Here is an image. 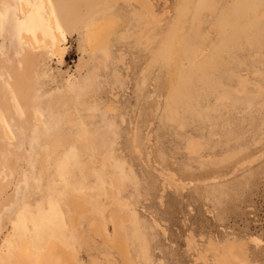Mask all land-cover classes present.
<instances>
[{"label": "rangeland", "instance_id": "374dc122", "mask_svg": "<svg viewBox=\"0 0 264 264\" xmlns=\"http://www.w3.org/2000/svg\"><path fill=\"white\" fill-rule=\"evenodd\" d=\"M48 2L62 58L51 53L55 32L43 0H0V264H19L22 249L41 253L49 244L59 264H264V123L249 126L248 157L232 163L227 187L216 196L209 182L182 179L185 157L173 134L227 122L239 136L247 113L264 116V0H205L197 13L199 0H150L151 36L159 44L141 85L161 66L154 84L163 91L90 94L78 124L62 126L53 124L54 111L48 117L55 97L44 91L61 84L57 72L72 67L77 46L67 42ZM7 9L12 18H3ZM90 24L98 30L89 39ZM113 29L110 17L86 26L90 53H107ZM19 63L41 70L34 110L33 98L20 92L31 81L19 74ZM68 87L75 98L83 95L75 83ZM53 127L70 141L41 135ZM159 127L169 145L162 166L149 156L157 151ZM200 146L188 140L186 149ZM56 247L69 256L57 255Z\"/></svg>", "mask_w": 264, "mask_h": 264}, {"label": "crops", "instance_id": "0c3cea01", "mask_svg": "<svg viewBox=\"0 0 264 264\" xmlns=\"http://www.w3.org/2000/svg\"><path fill=\"white\" fill-rule=\"evenodd\" d=\"M58 1L53 0L57 18L63 28L68 30L67 42L73 39L77 47L75 62L72 67L64 69L63 64V67L57 72L59 73L57 77L62 78L61 84L51 86L44 91H49L48 96L53 94V97H55L54 103L48 105V117H50L51 111L55 113L54 125L62 126L71 123L75 124V122L77 125L78 122L74 119H77L81 106L86 104L84 100L89 101L92 99L90 94L111 92H139L145 94L155 88L163 91V84H154V78L155 76L158 77V70L161 66H156L145 85H141L144 67L155 46L159 44V39L152 38L151 36L149 12L141 5L142 0H61V5ZM146 1L149 2L150 0ZM41 9L45 15L44 8ZM10 12L7 9L3 18H6ZM9 17L10 15L7 18L9 19ZM102 17H110L114 22V29L105 42L107 53L98 51L92 54L89 51V46L86 41L85 28L91 21L98 20ZM3 23H5L3 24L5 28H12V25H14V23H10L7 20H4ZM37 53L35 52L33 55H41L42 52ZM21 56L19 54V62ZM51 59L53 58H49L48 60L50 61ZM43 65L41 68H43ZM19 74L24 75V79L31 81V88L28 89L25 87L26 82L23 81L20 92L22 95L27 94L28 98H33V106L31 109L34 110L37 107L35 104L37 103L35 94L41 89L39 83V78L42 75L41 70L37 71L36 66L33 69L25 70L23 64L19 63ZM69 82L75 83V86L80 89L83 94L80 98L73 96V92L68 87ZM101 99L103 100V98ZM249 113L246 115V120L239 123V136L236 135L231 127L232 124L227 122H218L211 128L203 127L198 132L195 130L180 132L178 130L179 132L173 133L176 139L180 141L183 157H185L181 162L185 170L182 179L191 184L194 182H209V187L212 192L208 190L210 191L208 193L215 196L219 192L217 191L218 189L226 188L227 178L231 175L232 163H235L237 158H240V161H242L248 157L247 135L249 126L253 129L254 126L258 124L263 125L264 123V116L260 117L259 112L251 111ZM67 118L73 119V122L66 120ZM86 118L92 119L93 117L87 116ZM42 131V136H46V132L48 131L50 132L49 135L55 137V142H59L60 144L70 141L63 134L62 127H53L50 130ZM156 131L159 133L157 151L155 154L149 153V156H151L157 166H162L165 164L163 157L165 154L164 151L169 146L165 142L164 137V134L167 135V131H164L161 127L156 129ZM188 140L200 144V150H187ZM149 156L148 158H150ZM186 157H191V159H186ZM189 166H193L194 170L191 171ZM148 175L157 184V181L150 171ZM194 188L199 187L195 186ZM204 199L205 197L202 196L200 203Z\"/></svg>", "mask_w": 264, "mask_h": 264}, {"label": "bare ground", "instance_id": "6f19581e", "mask_svg": "<svg viewBox=\"0 0 264 264\" xmlns=\"http://www.w3.org/2000/svg\"><path fill=\"white\" fill-rule=\"evenodd\" d=\"M53 1V0H52ZM139 1V0H138ZM141 1V0H140ZM59 3H60V5L62 4V1L61 0H59L58 1ZM49 2H48V0H43V7H44V10H45V14H46V16H47V20H48V22H49V25H50V27H51V30H53L54 32H55V39H54V42L51 44V53H52V55H55V56H59L60 58H62L63 57V55H64V50L61 48V43H62V38H61V35L60 34H57L56 33V23H55V19H54V15H53V13H52V11H51V8H50V6H49V4H48ZM141 5L142 6H144L145 7V9H147L148 10V12H149V10H150V4H149V2L148 1H146V0H142V3H141ZM205 5V0H199V3H198V5H197V7H196V13H197V11L199 10V9H201L203 6ZM27 8V7H26ZM91 9V8H90ZM89 9V10H90ZM95 10H97V8H95ZM101 10V9H100ZM84 21V20H83ZM156 21H157V19H156ZM83 24V23H82ZM94 24V23H93ZM92 24H90L89 26H88V28H87V36L89 37V39L95 34V31H97L98 30V28H95V29H90V28H92V27H90ZM153 25V24H152ZM61 26H62V24H61ZM62 28H63V26H62ZM66 32H68V30H66L65 28H63ZM31 35V34H30ZM41 36V35H40ZM36 38L38 39V40H40L41 38H39L38 36H36ZM22 39L25 41V42H27L30 46H32V47H34L33 46V44H34V39L33 38H31L29 35H27V34H22ZM45 42L47 43V44H49L50 43V41L49 40H45ZM35 48V47H34ZM2 132H3V134L6 136V137H9L10 138V136H9V134L7 133V131H6V129H5V127L3 126L2 127ZM189 148H191V149H193V148H195V145L194 144H192V143H190V145H189ZM117 182V184H119L118 183V181L116 180L115 181V183ZM114 183V181L112 182V185H113V187H115L114 185H117V184H115ZM0 190H1V187H0ZM107 196H110L111 197V195H112V190L111 189H109V190H107ZM90 197H92L93 199L95 198L94 196H91L90 195ZM95 200V199H94ZM96 201V203L97 204H99V201L96 199L95 200ZM115 203H118V201H116ZM105 210H103V212H104ZM49 243V242H48ZM21 245H22V243H21ZM25 245V244H24ZM30 246V245H29ZM28 247V243H27V246H26V248ZM20 248H23V247H20ZM29 248H31V247H29ZM53 248H55V247H53ZM53 248H52V245L51 244H49L48 246H46V248L44 247L43 248V250H42V252L41 253H35V252H31V251H28V250H26V249H20L21 251L19 252V264H59V258L57 259V256H55L54 255V253L52 252V250H53ZM57 248V247H56ZM58 249V248H57ZM57 249H56V251L55 252H58L57 253V255L60 253V252H62L61 250H59L58 249V251H57ZM63 253V254H62ZM60 255H62V257H63V255L65 254H67L66 252L64 253V252H62ZM56 254V253H55ZM68 255V254H67ZM69 256V255H68ZM60 258H61V256H60ZM65 258V257H64ZM63 260H65V259H63ZM63 260H60V263L62 264V261ZM232 260H234L233 258H232ZM236 260V259H235ZM237 261H239V260H237ZM237 261H234L233 263L234 264H240L239 262H237ZM65 262H67L66 260H65ZM242 262V261H241ZM222 263L223 264H230V263H228V262H226V261H222ZM68 264V263H67Z\"/></svg>", "mask_w": 264, "mask_h": 264}]
</instances>
